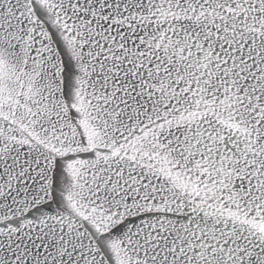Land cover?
<instances>
[{"label": "snow or ice", "instance_id": "1", "mask_svg": "<svg viewBox=\"0 0 264 264\" xmlns=\"http://www.w3.org/2000/svg\"><path fill=\"white\" fill-rule=\"evenodd\" d=\"M0 264H264V0H0Z\"/></svg>", "mask_w": 264, "mask_h": 264}]
</instances>
